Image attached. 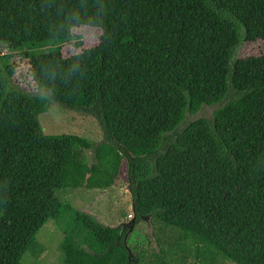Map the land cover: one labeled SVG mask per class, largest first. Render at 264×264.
<instances>
[{
	"label": "trees",
	"instance_id": "1",
	"mask_svg": "<svg viewBox=\"0 0 264 264\" xmlns=\"http://www.w3.org/2000/svg\"><path fill=\"white\" fill-rule=\"evenodd\" d=\"M74 2L0 0V264L39 257L47 221L63 264H264V53L233 57L264 39V0H106L98 42L72 54L88 57L79 84L41 89L44 64L63 62L50 42L81 47L73 29L92 27L56 29ZM16 54L44 93L13 86ZM52 102L94 117L101 139L43 133ZM202 106L210 118L186 121ZM122 162L155 248L55 193L109 187Z\"/></svg>",
	"mask_w": 264,
	"mask_h": 264
},
{
	"label": "rangeland",
	"instance_id": "2",
	"mask_svg": "<svg viewBox=\"0 0 264 264\" xmlns=\"http://www.w3.org/2000/svg\"><path fill=\"white\" fill-rule=\"evenodd\" d=\"M100 30L93 27H79L73 29L72 35H79L81 47L72 46L73 39L69 37L50 42V46L59 49L63 55V64H67L72 54L84 47L95 45L99 40ZM36 34H24L22 41L35 38ZM71 37V36H70ZM113 42V39H110ZM0 50L7 52L5 45H0ZM264 53V39L252 42H241L234 50L233 57H246L250 55H259ZM14 76L12 80L13 86L27 93H44L38 91L33 84L30 76L29 65L26 59L18 54L14 57ZM213 106H202L201 109L193 116L187 115V120H193L197 117L210 118ZM38 121L43 133L59 134L72 133L84 136L92 141L101 139V130L96 119L84 112H79L67 108H62L58 104L52 102L47 111L38 115ZM181 126H184L183 124ZM90 151L85 150V154L89 155ZM56 195L61 201L70 202L74 207L89 212L102 224L116 226L121 221H128L131 218V194L126 177L125 162H122L117 177L112 185L106 188L86 189L80 187L74 189L71 193H66L62 189L56 190ZM104 223H103V222ZM138 232L139 238H144L142 242L155 248V241L152 236V227L150 218L138 221L133 225ZM135 231L128 233V240H131ZM37 241L42 249L39 257H33L25 252L21 257L22 264H63L57 250L61 233L56 226L47 221L35 234ZM232 264V263H228Z\"/></svg>",
	"mask_w": 264,
	"mask_h": 264
},
{
	"label": "clouds",
	"instance_id": "3",
	"mask_svg": "<svg viewBox=\"0 0 264 264\" xmlns=\"http://www.w3.org/2000/svg\"><path fill=\"white\" fill-rule=\"evenodd\" d=\"M59 11L55 15L54 25L58 30L60 27H70L72 24H79L86 21L93 28L104 27V12L107 10L106 0H75L71 4L58 5ZM69 39L75 40L74 37ZM87 55L74 54L67 64L61 61H51L41 68L38 79L41 89H55L67 82L79 84L83 74ZM75 90V89H70Z\"/></svg>",
	"mask_w": 264,
	"mask_h": 264
},
{
	"label": "water",
	"instance_id": "4",
	"mask_svg": "<svg viewBox=\"0 0 264 264\" xmlns=\"http://www.w3.org/2000/svg\"><path fill=\"white\" fill-rule=\"evenodd\" d=\"M131 212H132L131 218L128 221H121L118 225H116V226H120L121 228H123L124 226H127L128 227V231L126 232L125 237L130 232L131 228L134 225L133 202L131 204ZM147 217L148 216H146L145 219Z\"/></svg>",
	"mask_w": 264,
	"mask_h": 264
},
{
	"label": "crops",
	"instance_id": "5",
	"mask_svg": "<svg viewBox=\"0 0 264 264\" xmlns=\"http://www.w3.org/2000/svg\"><path fill=\"white\" fill-rule=\"evenodd\" d=\"M89 213V212H88ZM100 222V221H99ZM103 222V221H102ZM104 223V222H103ZM110 225V224H109Z\"/></svg>",
	"mask_w": 264,
	"mask_h": 264
}]
</instances>
